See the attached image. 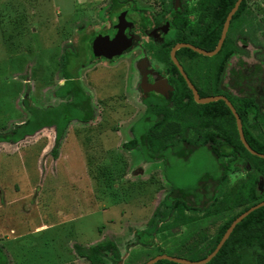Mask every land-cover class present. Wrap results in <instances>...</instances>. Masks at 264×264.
Returning a JSON list of instances; mask_svg holds the SVG:
<instances>
[{"label":"rangeland","instance_id":"rangeland-1","mask_svg":"<svg viewBox=\"0 0 264 264\" xmlns=\"http://www.w3.org/2000/svg\"><path fill=\"white\" fill-rule=\"evenodd\" d=\"M260 1L255 46L262 51L255 59L264 61V0ZM109 4V0H0V133L29 117L25 96L40 108L70 99L54 95L63 83V69L69 77L77 72L94 111L87 122L71 121L57 157L51 153L52 127L17 143L0 142V247L6 264H88L75 246L107 240L117 244L120 264H142L159 254L198 261L206 257L219 228L240 210L206 215L204 210L171 211L162 205L173 184L195 193L193 188L219 174L218 159L208 146L195 144L181 156L170 150L168 163L148 161L137 148L123 146L133 137L131 126L145 106L155 108L157 99L151 95L146 104L140 102L134 67L138 48L115 60L86 62L89 51L82 54L83 37L107 26ZM66 52L70 54L63 56ZM194 59L195 64L182 66L200 92L223 93L196 81V76L215 80L220 53H198ZM252 122L249 130L264 143V119L257 126ZM182 123L175 136L193 142L215 130L211 125L198 129ZM136 125L142 129L145 121ZM248 171L230 169L221 195L233 196ZM174 192L170 202L182 197L179 190ZM151 228L154 235H139L149 243L144 246L135 232ZM157 264L170 263L161 259Z\"/></svg>","mask_w":264,"mask_h":264},{"label":"trees","instance_id":"trees-1","mask_svg":"<svg viewBox=\"0 0 264 264\" xmlns=\"http://www.w3.org/2000/svg\"><path fill=\"white\" fill-rule=\"evenodd\" d=\"M214 46L215 44L210 48ZM187 50L192 55L198 54L191 49L187 48ZM67 54L70 52L64 53L63 56ZM94 56L96 55H91L90 58L93 59ZM237 71L239 72V82L236 83L237 92H232L233 84H225L226 90L229 91L228 99L241 119L246 141L254 150L264 153V143L249 130L250 119L254 121L251 123L253 126L259 125L260 120L264 119V62L255 59L250 65L247 61L240 59L237 62ZM62 72L65 81L54 91V95L61 98L69 96L70 99L62 101L56 106L40 108L31 104L25 96L23 105L29 112V117L9 132L0 133V142L17 143L43 128L52 127L55 131V142L51 153L57 157V149L71 121L78 119L81 122H87L92 118L94 111L90 95L80 86L78 80H75L77 75L74 73L69 77L65 75V69ZM180 78L187 88L184 79L181 76ZM188 91V97L185 100L181 96L178 98L179 104L174 110L163 104H159L155 108L147 105L146 110L137 121L144 120L145 125L138 130L137 122H135L131 126L133 137L124 142L123 146L128 149L137 148L143 153L144 159L148 161L163 160L164 163H168L170 150L181 156L195 144L206 145L214 153L219 162L220 172L213 177L211 182L202 183L197 189L193 188L195 193L187 192V189L178 188L173 184L172 192H169L162 202V205L170 208L171 211L184 207L191 211L204 210L206 215H215L240 208L236 215L219 228L214 242L208 247L207 256L214 250L230 223L239 214L264 200V158L251 154L243 145L235 117L223 100L199 104L193 99L190 89ZM202 95L203 93H201ZM142 100L145 103L148 102V98ZM182 119L198 129L211 125L215 127V130L205 131L204 136H200V140L195 142L186 139L185 136L176 137L175 135L184 127L185 123H182ZM152 150L154 153L149 155L147 152ZM239 167L249 170L246 179L239 185L233 196L221 195L228 171ZM260 180H263L261 188ZM175 190L182 193L183 200L181 197L170 202V196L176 194ZM189 201L192 202L189 203ZM149 220L156 230V221L153 218ZM151 229H144L140 233L136 231L135 235L138 237L143 234L154 235L156 231ZM140 243L144 246L149 245L148 241L143 238H140ZM75 247L77 253L87 258L91 264H103L104 262L98 257V254L104 252L114 263L120 259L117 245L111 240L100 242L90 248H83L79 245ZM167 261L170 264H178L174 261ZM0 264H6V256L1 247ZM205 264H264V206L253 210L237 223L217 254Z\"/></svg>","mask_w":264,"mask_h":264},{"label":"flooded vegetation","instance_id":"flooded-vegetation-1","mask_svg":"<svg viewBox=\"0 0 264 264\" xmlns=\"http://www.w3.org/2000/svg\"><path fill=\"white\" fill-rule=\"evenodd\" d=\"M109 1L107 26L102 30H94L83 37L82 54H86V50L89 51V58L85 59L86 62H91L94 59L115 60L138 48L135 54L134 67L136 68L135 75L138 76L137 90L142 103H145L142 100L143 98H149L152 95L157 99V102L153 101L156 105L163 104L174 110L179 104L177 100L180 96L184 100L188 97V92H185L183 88L190 89L193 96L191 88L173 59V54L181 66L182 62L195 64V55H192L187 50V48L191 49L189 47L182 46L174 50L175 46L180 43H187L198 47L195 43L197 42L198 44L206 45L207 49L204 50L212 51L222 37L227 18L236 5L237 8L231 15L222 45L213 54L220 53L221 58L219 65L215 69V80L208 79V81H205V79L196 76V81L203 87L206 86L205 89L210 90V87H214V89H217V91L221 90L223 93H215L214 95L203 94L201 96L199 88L189 78L183 66L182 69L197 89L200 97L224 95L228 98L229 91L226 90L225 84H233L231 88L233 93L238 90L236 85L237 81L239 82L237 62L241 59L251 65L256 55L262 51L261 46H255L256 5L262 4L260 0ZM121 15H123L122 18H120ZM120 21L125 26L124 34L127 38H131L132 43L121 54L108 57L102 50L94 47V39L98 35L107 36ZM87 42L89 43L87 44ZM213 44L215 46L210 48ZM72 54H76L77 58L80 56L78 51H72ZM91 55L96 56L92 59L90 58ZM258 61L263 60L260 59ZM86 62L81 63V65L86 64ZM74 73L77 75V72L74 71ZM180 76L184 79L187 88L184 86ZM75 80H78L80 84L78 76L75 77ZM64 81L65 78L63 77V83ZM86 93L88 92L86 91ZM146 107L147 105L144 111ZM100 242L83 248H90ZM103 256L109 260L108 263L104 262ZM98 257L103 260V264H120L121 262L119 259L117 263H114L105 252L103 254L99 253ZM88 264H91L90 261H88Z\"/></svg>","mask_w":264,"mask_h":264},{"label":"water","instance_id":"water-1","mask_svg":"<svg viewBox=\"0 0 264 264\" xmlns=\"http://www.w3.org/2000/svg\"><path fill=\"white\" fill-rule=\"evenodd\" d=\"M236 8H237V5L231 10V12H230V14H229V16L227 18V21L225 23L222 37L220 38L218 44L216 45V47L212 51H207V50L201 49L199 47H196L194 45L187 44V43L177 44L175 46L174 50H176L179 47L186 46V47L191 48L194 51H197V52L205 54V55H209L210 56V55L215 54L220 49V47L222 45L227 25L229 23L231 15L235 12ZM122 16L123 15H121L120 18H122ZM123 20H124V17H123ZM124 29H125V26L123 24H121V21H120L107 36H104V37L100 36V35L96 36L95 39H94V47L97 48V49L102 50L108 57H113L115 55L121 54L132 43L131 38H127V36L124 34ZM173 59H174L175 63L177 64L179 70L183 74L188 86L191 88L195 101L200 103V104H205V103L214 102V101H217V100H223L226 103V105L230 108L231 112L233 113V115L235 117L237 129H238V133H239V137H240L243 145L246 147V149L251 154H253L255 156H259L261 158H264V153L257 152L246 141L244 133H243L241 119H240L235 107L231 103V101L224 95L200 97V95L198 94L197 89L195 88L193 83L190 81V79L187 77L186 73L182 69V66L178 63V61L175 58L174 54H173ZM261 206H264V200L258 202L257 204H254V205L250 206L247 210H245L241 214H239L230 223V225L228 226V228L226 229V231L222 235L221 239L217 243V245L214 248V250L210 254H208L205 258H203L201 260H198V261H190V260H186V259L179 258V257L169 256V255H166V254H159V255L149 259L145 264H153V263H155V262H157L158 260H161V259H166V260L174 261V262L181 263V264H204V263L208 262L209 260H211L217 254L219 249L222 247V245L228 239L229 235L233 231V229L236 226V224L239 223L243 218H245L250 212H252L253 210H255V209H257V208H259Z\"/></svg>","mask_w":264,"mask_h":264},{"label":"crops","instance_id":"crops-1","mask_svg":"<svg viewBox=\"0 0 264 264\" xmlns=\"http://www.w3.org/2000/svg\"><path fill=\"white\" fill-rule=\"evenodd\" d=\"M139 171H142V168H139Z\"/></svg>","mask_w":264,"mask_h":264}]
</instances>
